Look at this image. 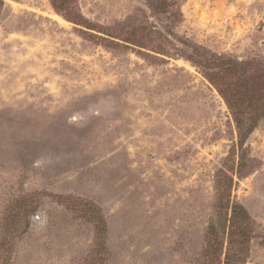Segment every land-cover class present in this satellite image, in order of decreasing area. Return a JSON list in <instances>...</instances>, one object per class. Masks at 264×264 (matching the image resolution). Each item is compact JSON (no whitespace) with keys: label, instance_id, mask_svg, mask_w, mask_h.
Masks as SVG:
<instances>
[{"label":"rangeland","instance_id":"374dc122","mask_svg":"<svg viewBox=\"0 0 264 264\" xmlns=\"http://www.w3.org/2000/svg\"><path fill=\"white\" fill-rule=\"evenodd\" d=\"M149 1L0 0V264H264V0Z\"/></svg>","mask_w":264,"mask_h":264},{"label":"trees","instance_id":"16d2710c","mask_svg":"<svg viewBox=\"0 0 264 264\" xmlns=\"http://www.w3.org/2000/svg\"><path fill=\"white\" fill-rule=\"evenodd\" d=\"M149 2L152 9L156 10L159 7V2L152 0ZM228 104L237 106L234 112L239 135L237 146L242 148L247 137L255 128L257 119L251 116L244 119L245 110L251 106L243 105L242 99H233ZM232 182V177L226 174L217 176L215 187L219 220L218 224H209L207 238L216 249L226 247L223 264H243L249 252V243L255 234V225L247 209L242 204L231 200ZM95 227L97 237L103 241L106 229L102 217L96 221Z\"/></svg>","mask_w":264,"mask_h":264}]
</instances>
